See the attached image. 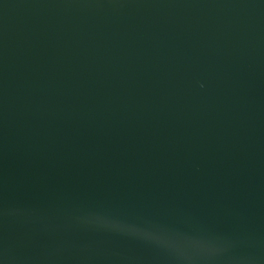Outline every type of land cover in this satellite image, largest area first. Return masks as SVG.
Masks as SVG:
<instances>
[{
    "label": "water",
    "instance_id": "obj_1",
    "mask_svg": "<svg viewBox=\"0 0 264 264\" xmlns=\"http://www.w3.org/2000/svg\"><path fill=\"white\" fill-rule=\"evenodd\" d=\"M0 264H264V0H0Z\"/></svg>",
    "mask_w": 264,
    "mask_h": 264
}]
</instances>
